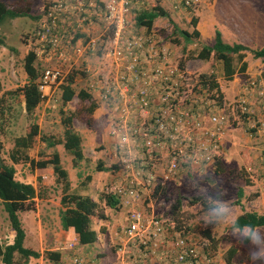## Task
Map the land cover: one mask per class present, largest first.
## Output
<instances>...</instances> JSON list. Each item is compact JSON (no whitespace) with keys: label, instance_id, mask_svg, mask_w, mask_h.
I'll return each mask as SVG.
<instances>
[{"label":"rangeland","instance_id":"374dc122","mask_svg":"<svg viewBox=\"0 0 264 264\" xmlns=\"http://www.w3.org/2000/svg\"><path fill=\"white\" fill-rule=\"evenodd\" d=\"M11 4L16 0H3ZM51 0H31L28 7L33 16L7 18L0 23V157L12 164L9 154L14 146V139L29 132L33 123L38 124L39 135L35 136L31 146L25 150L30 158L35 160L50 158L54 151L60 157V163L66 169L69 180L68 192L88 195L98 203L97 213L91 216V227L103 231L101 237L105 238L106 245L114 242V235L119 225L124 222V213L121 210L111 208L106 204L104 195L108 194V186L113 178L112 164L116 157L113 155V140L110 138L109 121L107 122V108L101 104H95V110L89 111L93 100H81L74 97L63 103L61 100V86L69 74H74L72 87L78 91L86 89L89 75H83V64H88L95 70L94 76L105 75L110 60H106L102 51L98 49L85 58H72L63 63L59 59H49L47 48L44 47L35 35V27L41 10ZM128 15L129 29L136 32L131 18L144 9H152L156 5L162 7L167 15L158 16L153 20L149 29L159 40L167 55L186 72V77L191 84L200 85L202 75L214 77L219 85L221 99L218 101L228 114V126L225 130V138L229 135V143H225L226 150H237L240 156L230 155L226 163H223V154L212 165L200 172L182 173L176 176L166 186L161 188L151 198L144 199V208L150 212L171 219L173 205L177 196H182L180 208L173 216V224L192 236L202 247L214 255L222 258L228 264H264L261 261H252L249 253L255 246L248 241H241L233 235L230 224L207 225L204 217L209 208L206 198L215 195V191L202 182L201 174L208 172L221 182L226 190L221 197L229 203L234 216L245 209H251L244 200V191L240 194V186L250 183L264 185V132L257 133L248 128L244 114H239L235 109L234 101L243 90L249 79L256 78L264 85V61L254 58L249 51H245L243 61L247 63L244 72L239 71L241 61L234 56L236 73L227 78L223 74L222 62L211 55L208 60L196 57L203 45H210L214 41L215 30L221 32V24L233 21L235 33L242 29L243 19L233 17L231 12L241 13L244 9H257L264 17V0H203L194 9L173 8L168 0H137ZM102 5V2L97 0ZM21 6L26 4L21 2ZM227 14H222L225 12ZM133 15V16H132ZM77 15H72L68 21H77ZM264 20V18H263ZM196 21V24L194 23ZM239 23L238 26L236 23ZM89 23V22H87ZM96 24L95 30L90 25ZM174 25L193 34L198 30L199 36L193 35L189 42L177 33L173 32ZM65 44L68 49L80 42L86 43L88 39L98 37L99 44L102 38L109 37L111 30L104 26L101 20L93 18L87 27V33L69 24ZM260 30H264V21ZM139 31V30H138ZM225 31V30H224ZM80 33L87 34L83 38ZM78 36V37H77ZM75 37V38H74ZM80 37V38H79ZM74 38V39H73ZM81 39L78 42L76 39ZM226 39V38H225ZM242 41L251 49L261 47V43L251 40ZM263 45V44H262ZM102 47V46H101ZM34 50L36 54L35 66L39 73L46 65H60L68 74L64 81L52 85L45 93L41 102L32 113L25 110L22 86L27 82V74L24 70V57L28 51ZM109 59V58H108ZM110 65V63H109ZM248 68V69H247ZM187 83V80H186ZM206 90V88L204 87ZM214 92V90L212 91ZM218 94V93H217ZM100 103V102H99ZM98 103V104H99ZM72 118V129L80 135L83 157L74 162L73 155L68 152L63 144L65 126L63 120ZM56 142L54 147L48 146V141ZM227 140V138H226ZM223 145V142H222ZM17 180L31 183L38 192L34 199L33 208L19 211L18 217L25 231L23 245L40 252L39 258L30 257L26 262L15 253L16 264H51L43 258L45 250H59L61 259L59 264H71L72 251H78V239L71 229H63L60 224L59 210L60 199L63 193V182H56V177L51 166L45 168L31 167L29 163L19 161L14 164ZM218 168V171H216ZM256 180V181H255ZM245 196L255 193L254 189H247ZM102 196V197H101ZM193 197L200 199L192 203ZM101 214L104 216L101 217ZM264 230V226L257 227ZM14 231L11 227L8 214L0 199V242L5 245L13 242ZM75 245L71 249L70 243ZM104 242V241H103ZM231 255V256H230ZM105 264H113L106 262ZM0 264H3L0 261Z\"/></svg>","mask_w":264,"mask_h":264},{"label":"built area","instance_id":"2783aa9c","mask_svg":"<svg viewBox=\"0 0 264 264\" xmlns=\"http://www.w3.org/2000/svg\"><path fill=\"white\" fill-rule=\"evenodd\" d=\"M168 1L173 8L190 10L203 0ZM137 2L106 0L99 5L96 0H51L35 27L50 60L66 63L98 49L110 60L102 78L95 77L88 64L82 63V72L94 77L86 90L108 110V134L118 166L108 186V194L118 198L124 213L112 242L113 264H228L182 230H170L168 218L144 208L143 198H151L176 176L203 171L216 162L228 114L205 93L207 89L188 81L185 70L167 55L153 33L129 29L128 15ZM75 14L78 20L69 22L66 16ZM93 18L111 30L109 37L100 44L98 38H90L68 49V25L85 32ZM67 71L57 64L41 68L37 84L42 98L52 85L65 80ZM248 82L234 106L245 115L248 128L261 133L264 85L256 78ZM69 245L72 249L75 243ZM71 264L90 261L72 251Z\"/></svg>","mask_w":264,"mask_h":264},{"label":"trees","instance_id":"16d2710c","mask_svg":"<svg viewBox=\"0 0 264 264\" xmlns=\"http://www.w3.org/2000/svg\"><path fill=\"white\" fill-rule=\"evenodd\" d=\"M30 1L31 0H16L11 4H6L3 0H0V23L7 18L32 16L29 12L28 7ZM21 2L26 4L27 7H22ZM166 15V11L162 7L156 5L152 9L142 10L141 12H139L136 16V22L139 25L146 26L147 29H151L153 20L156 17ZM194 23L196 24V21H194ZM173 32L179 34L185 42H189L193 35L197 37L199 36L198 30H194L193 34H190L188 31L180 29L175 25ZM1 41L2 40L0 38V42ZM245 51L251 52L254 58H259L264 61V46L257 49H251L240 43L229 44L223 41L221 32L219 30H215L213 43H211L210 45H203L202 48L198 51L196 57L201 60H208L211 55H214L216 59L222 62L224 76L230 78L236 73V67L234 65L235 55L237 57V61H241L239 71H245L247 66V63L243 61ZM35 60L36 54L34 50L28 51L24 57V70L28 78L27 82L22 86V88H20L24 97L25 110L29 114L32 113L35 107H37V105L42 100V94L38 90L37 84V79L40 73L38 68L34 64ZM211 76L212 75H202L200 78V87H205L207 89L205 93H207L210 98L215 99L216 101H220L221 93L219 90L218 82L214 77ZM74 77V74H69L64 84H62L61 86L62 102L66 103L72 100L74 97L79 98L81 100L95 99L94 96L86 89L81 88L76 91L72 87ZM213 90L214 92H212ZM95 102L96 100L92 101L91 106L89 108L90 112L94 110L95 106L99 105L97 103L96 105ZM71 122V117H67L63 120L65 130L62 144L64 148L73 155L74 162H76L77 159H81L83 157V154L81 150L80 135L72 129ZM37 135H39L38 124L33 123L29 132L14 139V146L9 154V158L12 164H7L0 157V199L3 202L4 209L8 214L11 227L14 231V238L12 243L3 245L0 242V261L3 264H16L14 260L15 253H18L23 258V262H26L30 257L39 258L41 256L40 252L25 247L23 245L25 231L18 217V212L32 209L34 199L38 197V192L33 186V184L15 179L14 164L18 163L19 161L29 163L32 168H45L47 166H51L56 177V182H63V193L60 199L61 208L59 210V219L61 227L65 230L73 228L78 239V244L80 245L92 244L97 239L96 231L93 230L91 227V216L97 213L98 203L88 195H81L73 192H68V174L66 169L63 168L60 163V157L58 152L54 151L50 158L39 160L30 158L28 154L25 153V150H27L31 146L34 137ZM55 144L56 142L54 141H48V146L54 147ZM111 168L114 171L118 169V166L117 164H112ZM216 171H218V168ZM241 193L242 191H240V194ZM104 198L106 204L109 207L115 208L116 210H121L119 200L116 196L106 194L104 195ZM182 199V196H177L176 203L173 205L172 208L173 216L177 214ZM190 201L192 203H196L199 202L200 199L197 197H193ZM103 216L104 215L101 214V217ZM173 216H171V219H173ZM237 217L239 218L238 224L240 226H243L245 224H249L254 227L264 226V214L246 211L238 215ZM171 219L168 221V226H170L169 229L171 230V227L180 229L178 228V226L173 224V221ZM183 234L186 235L187 233L183 231ZM43 258L52 262L51 264H59L61 259V253L59 250L55 249L45 250L43 253Z\"/></svg>","mask_w":264,"mask_h":264},{"label":"crops","instance_id":"0c3cea01","mask_svg":"<svg viewBox=\"0 0 264 264\" xmlns=\"http://www.w3.org/2000/svg\"><path fill=\"white\" fill-rule=\"evenodd\" d=\"M97 1V0H96ZM104 2L106 0H99V2ZM204 3V2H203ZM202 3V4H203ZM100 5V4H99ZM144 10H149V9H144ZM132 12V9L130 10V13ZM229 12H225L222 14H227ZM233 17H241L243 19L242 22V29L240 32L235 33L234 30V24L233 21L227 24H221L222 26V30H221V36L224 42L229 43V44H233V43H240L243 44L244 46H247L250 48V46L247 45V43H245V41L243 42L242 39L244 38L245 40H251L252 42H259L261 43V47L264 46V30H260L261 28V24L263 23V18L262 16H260L261 14L258 12L257 9L253 8V9H244L241 13L239 12H231ZM133 16V15H132ZM136 13L135 15L131 18V22H133L134 28H138V30L136 32H142L144 30H149L147 29L146 26L143 25H139L136 22ZM71 17V15L66 16V18ZM238 26L239 23H236ZM153 25V24H152ZM91 29L95 30L96 24L90 25ZM152 28V27H151ZM225 30V31H224ZM84 32V31H81ZM87 33V32H84ZM81 33L83 38H86L88 35ZM80 38V37H79ZM77 38L76 40L78 42L81 41V39ZM98 38V37H96ZM226 38V39H225ZM99 39V38H98ZM263 44V45H262ZM259 47V48H261ZM248 69V68H247ZM96 109V108H95ZM94 109V110H95ZM108 111V110H107ZM109 121L108 115H107V122ZM228 126V125H227ZM229 128V127H228ZM227 128V129H228ZM229 130V129H228ZM230 131V130H229ZM231 132V131H230ZM227 138V140H226ZM224 136L223 139V145H221V154H223L224 158L223 163H226V161L229 159L230 155H237L240 156V152L237 150H226L224 148L225 143H229V135L228 136ZM256 181V180H255ZM250 183L253 184H243L240 186V191H244V199L242 200V202L244 200H246L248 202V205L250 206L249 208L251 209H245L243 212H256L258 214H264V185L261 183H255L254 181L251 180ZM254 189L255 193L252 195H246L247 193V189ZM243 212L239 213L242 214ZM257 227H262V226H257ZM71 229L73 232V228H69ZM93 230L96 231L97 234V239L94 243L92 244H88V245H80L78 244V251H80L82 253V255H84L89 261L90 264H105L104 261H108V262H114L115 260V253L113 252L112 249V244L108 243V245H106V240L105 238L101 237V233L103 231H98L97 229L93 228ZM264 231V230H261ZM104 241V242H103Z\"/></svg>","mask_w":264,"mask_h":264},{"label":"clouds","instance_id":"9594fccd","mask_svg":"<svg viewBox=\"0 0 264 264\" xmlns=\"http://www.w3.org/2000/svg\"><path fill=\"white\" fill-rule=\"evenodd\" d=\"M202 182H206L208 187L215 191V195H209L206 203L209 205L205 213V223L207 225L230 224L233 229V235L241 241H248L255 246L254 250L249 253L252 261L264 262V231L249 224L240 226L238 217L232 213L229 203L222 200L226 190L222 187L220 181L215 179L211 173L205 172L201 174Z\"/></svg>","mask_w":264,"mask_h":264}]
</instances>
